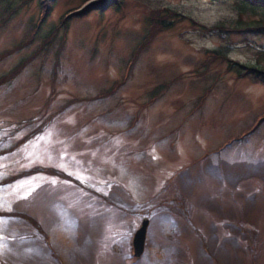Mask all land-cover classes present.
<instances>
[{"label": "rangeland", "instance_id": "374dc122", "mask_svg": "<svg viewBox=\"0 0 264 264\" xmlns=\"http://www.w3.org/2000/svg\"><path fill=\"white\" fill-rule=\"evenodd\" d=\"M42 1L45 15L38 0H0V76L25 60L0 85V212L41 229L0 215V260L264 264V84L224 60L264 67V33L217 28L248 13L235 0H100L64 30L81 0ZM151 11L167 27L129 64ZM33 166L72 180L2 182Z\"/></svg>", "mask_w": 264, "mask_h": 264}, {"label": "trees", "instance_id": "16d2710c", "mask_svg": "<svg viewBox=\"0 0 264 264\" xmlns=\"http://www.w3.org/2000/svg\"><path fill=\"white\" fill-rule=\"evenodd\" d=\"M85 1L86 0H81V3L77 7L69 9L68 13H71V14L66 15V16H62V20L60 21V27H64V30H65L67 19L71 16H82L85 13H87L93 9L100 11V8L97 7L100 0H96L94 3L87 4L82 9L77 11L78 8L80 7V5L84 4ZM112 1H113L112 2L113 4H111V5H115V6H117L119 3H121V0H112ZM210 1H219V0H210ZM235 1L238 2L239 5L243 8V10H242L240 7L241 10H239V12L245 11L248 13L249 16H247V18H245V19H242L240 16H238L236 21L234 20L232 23H228L227 25L218 24L217 28L218 29H222V28L228 29L229 28V30L230 29H233V30L247 29L249 31L264 33V0H235ZM38 3H39V5H41V7L45 8V13L42 14V15H45L46 11H47L46 6L44 7V3L42 0H38ZM49 4H51V3H49ZM160 12H162V11H160ZM160 12L159 11H151L149 13L148 18H147L149 20L148 32L143 36V38L140 40V42L137 44L136 48L132 52L129 64H131L136 59V55H137L138 51H140L141 49H143L147 45V43L151 40L152 36L156 32L160 31L163 27H167V25H165L163 23V16L160 15ZM170 13H172V11L168 10V14H170ZM52 32H53V30H52ZM34 35H35V33L30 34L29 39H27V41H24L21 45H24L27 42L31 41L32 37H34ZM43 44H44V42H42L41 45H43ZM18 47H16V48H18ZM16 48L12 49V51H14ZM209 54L212 55L211 56L212 58H220L221 59L223 57L220 53H216L213 51H210ZM32 57H33V54L28 56L27 59L28 58L31 59ZM224 60L227 63H230L228 69L235 71V73L238 76L247 75L250 79L264 84V67H258V66L253 65V64L252 65L251 64H249V65L240 64L236 61H233L230 58H224ZM24 63H25V60H22L21 62H19V64L15 65L9 72L0 76V85L9 81L10 79H12L16 75V73L19 70H21L22 65ZM263 118H264V114L262 116H260V118L258 119V122ZM36 132H39V129L33 130L31 132V134L36 133ZM31 134L23 135L10 148H13L15 145H17L19 143L25 142L26 140L29 139ZM34 172H44V173H47L49 175H57L64 180H72V178L69 175H67L64 172H61L57 169H54L51 167L33 166V167L27 168L25 170H22L20 173H18L16 175L8 176L2 182H7V181L12 180V179H14V176H16V177L24 176V175H28V174H31ZM0 215L19 216V217H22L23 219H25V221L26 220L28 222L30 221V219L28 217H26V215L20 214L17 212H0ZM30 222L33 223L35 226H37V230H41L39 228L40 226L38 224H36L35 221L32 220ZM0 264H8V263L0 260Z\"/></svg>", "mask_w": 264, "mask_h": 264}, {"label": "water", "instance_id": "95a60500", "mask_svg": "<svg viewBox=\"0 0 264 264\" xmlns=\"http://www.w3.org/2000/svg\"><path fill=\"white\" fill-rule=\"evenodd\" d=\"M147 223L148 220L146 218L141 219L139 226L132 234L131 247L134 256H139L143 251Z\"/></svg>", "mask_w": 264, "mask_h": 264}]
</instances>
